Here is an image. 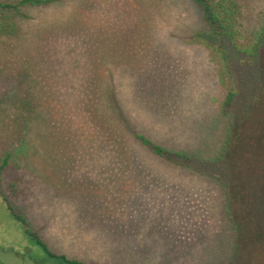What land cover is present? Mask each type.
<instances>
[{
  "label": "rangeland",
  "instance_id": "374dc122",
  "mask_svg": "<svg viewBox=\"0 0 264 264\" xmlns=\"http://www.w3.org/2000/svg\"><path fill=\"white\" fill-rule=\"evenodd\" d=\"M237 2L243 45L263 32L264 0ZM23 11L20 32L0 36L2 190L50 247L90 264H264V209L250 208L235 235L222 183L135 135L203 161L222 156L232 77L218 45L199 39L209 30L195 1L61 0ZM19 99L31 101L29 122L16 118ZM236 125L228 175L247 206L264 195V92ZM31 246L0 198V264H38Z\"/></svg>",
  "mask_w": 264,
  "mask_h": 264
},
{
  "label": "trees",
  "instance_id": "16d2710c",
  "mask_svg": "<svg viewBox=\"0 0 264 264\" xmlns=\"http://www.w3.org/2000/svg\"><path fill=\"white\" fill-rule=\"evenodd\" d=\"M58 1L61 0L0 1V36L13 37L20 32L18 18L25 15L23 9L47 6ZM194 1L203 10L204 20L209 30L208 34H201L202 37L199 34L198 37H201L199 39L203 40L205 44H209L210 47L215 46L211 43L218 45L219 52L225 59V68L232 77L230 89L222 104L223 111L226 114L230 111L232 115L229 119L231 132L224 145L222 156L218 158L219 161H203L195 159L187 153L167 149L142 134L135 133V135L153 153L165 160L193 168L199 173L213 175L221 182L226 196L225 214L234 226V233L237 235L238 226L246 221L244 217H247V211L249 218L253 217L250 208L257 212L260 208L264 209V195L258 198L250 197L247 206L235 199L234 193L237 186L230 181L228 173L231 168L229 163L231 160L227 157L233 152L237 143L234 131L237 126L236 120L241 117L243 110L255 107L264 92V29L259 36H256V39H252L247 44H239L238 35L240 32L237 26V15L240 12V6L238 0ZM22 82L23 79H21ZM22 101L19 99L15 115L17 119L22 118L29 122L34 116V110L30 109L32 108L30 100ZM9 158L10 154L2 158L0 162V198L4 201L10 216L21 223L26 237L36 245L35 247L31 246L33 249L29 250L31 260L38 264H90L87 261L55 252L40 233L31 226L30 220L23 211L5 195L2 183L9 166ZM22 180V177L16 175L9 184V188L16 198L20 197L22 192L20 188Z\"/></svg>",
  "mask_w": 264,
  "mask_h": 264
}]
</instances>
